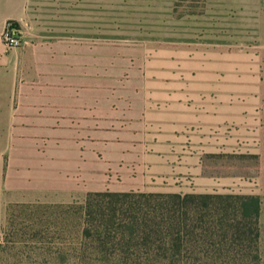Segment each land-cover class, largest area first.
Segmentation results:
<instances>
[{"label":"rangeland","instance_id":"1","mask_svg":"<svg viewBox=\"0 0 264 264\" xmlns=\"http://www.w3.org/2000/svg\"><path fill=\"white\" fill-rule=\"evenodd\" d=\"M2 5L3 30L15 23L22 44L0 53V264H220L255 255L264 264V0ZM240 155L257 158L248 177L233 174ZM197 156L204 189L260 198V238L248 251L221 252L188 235L151 251L84 234L90 195L141 194L134 189L148 172ZM132 197L92 201L124 210Z\"/></svg>","mask_w":264,"mask_h":264},{"label":"trees","instance_id":"2","mask_svg":"<svg viewBox=\"0 0 264 264\" xmlns=\"http://www.w3.org/2000/svg\"><path fill=\"white\" fill-rule=\"evenodd\" d=\"M12 26L17 28L15 23ZM234 159L235 176L248 177V168L257 165L254 156L240 155ZM132 195H137L138 199L124 210L117 207V203L103 207L92 201V198L103 197L133 199ZM260 209L261 200L254 195L100 193L86 200L84 234L93 230L96 236L117 235L119 243L137 247V242L138 246L151 251L163 249L167 242L179 244L182 235L199 236L217 242L221 252H243L248 251V244L259 241ZM188 212H192L191 218ZM258 262L257 255L219 260L220 264Z\"/></svg>","mask_w":264,"mask_h":264},{"label":"crops","instance_id":"3","mask_svg":"<svg viewBox=\"0 0 264 264\" xmlns=\"http://www.w3.org/2000/svg\"><path fill=\"white\" fill-rule=\"evenodd\" d=\"M12 0H0V53L7 51L4 47L2 40H1V33L3 31L4 24L6 20H9L10 16L5 14L6 8L4 7V3H11ZM161 157V156H160ZM166 158L163 156V159ZM195 158V159H194ZM161 159V158H160ZM184 160V158H182ZM188 159L185 158V163L178 166H173L172 162L166 161L163 162L161 170L155 171L154 175L148 174L143 177L148 180L147 183L139 185L136 190L137 193L141 194H165V195H191V194H222L218 190H211L207 191L204 187L198 184L197 181H203L202 169H201V161L200 156L192 157L189 160H193V164L191 166L188 165ZM146 170L153 169L152 164L146 165ZM159 168V169H160ZM190 173L193 175L194 179L192 178L193 183L187 184L186 178L184 177V173ZM196 181V182H195Z\"/></svg>","mask_w":264,"mask_h":264},{"label":"built area","instance_id":"4","mask_svg":"<svg viewBox=\"0 0 264 264\" xmlns=\"http://www.w3.org/2000/svg\"><path fill=\"white\" fill-rule=\"evenodd\" d=\"M14 30L16 29H14L12 24L7 25L1 35L4 46L8 49H17L22 44L21 39L15 34Z\"/></svg>","mask_w":264,"mask_h":264}]
</instances>
